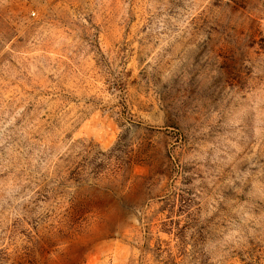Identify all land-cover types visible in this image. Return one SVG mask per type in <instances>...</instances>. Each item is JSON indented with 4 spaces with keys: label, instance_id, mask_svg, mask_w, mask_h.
I'll return each instance as SVG.
<instances>
[{
    "label": "rangeland",
    "instance_id": "obj_1",
    "mask_svg": "<svg viewBox=\"0 0 264 264\" xmlns=\"http://www.w3.org/2000/svg\"><path fill=\"white\" fill-rule=\"evenodd\" d=\"M0 264H264V0H0Z\"/></svg>",
    "mask_w": 264,
    "mask_h": 264
}]
</instances>
